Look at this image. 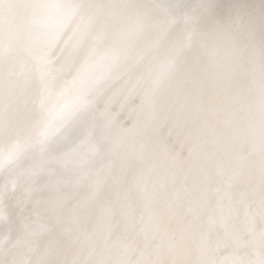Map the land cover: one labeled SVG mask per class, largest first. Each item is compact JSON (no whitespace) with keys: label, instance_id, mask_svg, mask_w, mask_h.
Returning <instances> with one entry per match:
<instances>
[{"label":"snow or ice","instance_id":"snow-or-ice-1","mask_svg":"<svg viewBox=\"0 0 264 264\" xmlns=\"http://www.w3.org/2000/svg\"><path fill=\"white\" fill-rule=\"evenodd\" d=\"M0 264H264V10L0 0Z\"/></svg>","mask_w":264,"mask_h":264},{"label":"bare ground","instance_id":"bare-ground-1","mask_svg":"<svg viewBox=\"0 0 264 264\" xmlns=\"http://www.w3.org/2000/svg\"><path fill=\"white\" fill-rule=\"evenodd\" d=\"M222 6L229 7H245L253 12L259 18L262 10H264V0H218Z\"/></svg>","mask_w":264,"mask_h":264}]
</instances>
